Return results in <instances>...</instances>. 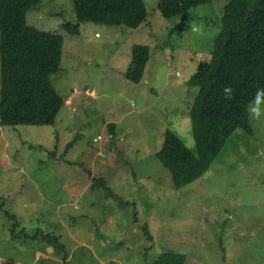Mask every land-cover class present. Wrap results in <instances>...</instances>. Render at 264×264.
Listing matches in <instances>:
<instances>
[{"label":"rangeland","instance_id":"1","mask_svg":"<svg viewBox=\"0 0 264 264\" xmlns=\"http://www.w3.org/2000/svg\"><path fill=\"white\" fill-rule=\"evenodd\" d=\"M144 2L148 17L140 28L86 22L79 36L61 29L77 23L72 0H40L27 12L29 26L62 37L51 82L64 101H75L59 114L68 129L55 125L56 140L51 125L0 126V264H62L43 239L54 228L50 216L63 224L67 264H152L165 252L185 256V264H264V117L248 114L252 134H231L210 169L182 188L156 157L166 129L195 147L189 113L198 89L187 81L210 61L228 0L168 19L160 0ZM136 44L149 46L148 84L131 83L129 65L119 66ZM71 140L67 152L54 143ZM85 152L81 166L104 177L105 187L85 193L81 183V202L67 203V169L87 175L56 164Z\"/></svg>","mask_w":264,"mask_h":264},{"label":"trees","instance_id":"2","mask_svg":"<svg viewBox=\"0 0 264 264\" xmlns=\"http://www.w3.org/2000/svg\"><path fill=\"white\" fill-rule=\"evenodd\" d=\"M211 2L160 0L158 10L168 19ZM39 3L40 0H0V126L52 125L64 105L51 82V76L59 70L63 39L37 30L26 21L27 12ZM72 4L77 23L61 24V29L72 36H79L86 22L137 29L148 17L144 0H72ZM217 25L210 61L201 62L187 81L189 87L198 89L189 113L195 147H189L175 131L166 129L156 152L177 189L210 169L231 134L241 130L252 134L247 108L256 90L264 88V0H228ZM148 62L149 46L134 45L126 79L139 84ZM225 87L233 88L232 100L224 98ZM110 128L114 131V124ZM103 183L95 178L92 187H105ZM142 229L150 240L146 226ZM43 239L61 256L62 264H67L68 255L59 237L45 235ZM185 263V256L165 252L152 264Z\"/></svg>","mask_w":264,"mask_h":264},{"label":"crops","instance_id":"3","mask_svg":"<svg viewBox=\"0 0 264 264\" xmlns=\"http://www.w3.org/2000/svg\"><path fill=\"white\" fill-rule=\"evenodd\" d=\"M142 26V25H141ZM140 26V27H141ZM139 27V28H140ZM126 28V27H124ZM127 30H136V29H130V28H127ZM131 60H132V47L129 46L128 47V50L124 52V57L120 60V64L119 66H123V65H130L131 63ZM148 65V64H147ZM147 71V67L145 69ZM145 80V83L148 84L149 80H146V77L144 76L143 78V81ZM72 101H75V100H72V96H69L68 99H65L64 101V105L62 107L63 110H67L68 111V107H70L72 105ZM61 109V110H62ZM60 110V112H61ZM60 112L58 113L57 117H56V120L54 122V124H52L51 126H53L55 128V134H54V139L56 140V135L58 137V129L55 127V125L59 124L61 125V131H62V124L65 123V118L60 119L59 118V114ZM63 114V113H62ZM64 116L67 115V114H63ZM62 115V116H63ZM62 121V122H61ZM113 124V123H110V125ZM39 126H42V125H39ZM115 124H114V131H111L112 133L115 132ZM37 129H43V128H37ZM68 129V125L65 123V126H64V130L66 131ZM111 129V128H110ZM112 130V129H111ZM101 136V135H100ZM100 141H99V144L101 143V141L104 139V137H101V138H98ZM95 141H98L97 138H94ZM54 142V141H53ZM72 142V140L70 142H67V143H61L60 145V142L59 141H55L54 143H56V145L59 147L63 146V150L64 151H68V149L72 146L70 145ZM40 144V143H39ZM42 145V144H41ZM52 147H55L54 145ZM95 149L97 150V152L99 153H103L105 150H104V145L102 146H96ZM108 149V148H107ZM106 149V150H107ZM160 149V148H159ZM64 151L62 152V154L64 153ZM111 151V150H110ZM248 152V151H246ZM61 154V155H62ZM63 156V155H62ZM85 158H88L89 159V155L87 152L83 153V155L81 154V158L79 160H73V159H67L65 161H63V157L60 156V162H57L54 163V165L56 164L58 168H62L65 169V168H68V167H73L75 169H84V174H86L87 176L84 177V178H81V176L78 175L77 171L78 170H71L69 171L67 169V172H66V175L71 177L69 178V180L71 181L70 183H67L66 181L67 180H62L61 182V185L65 186V190H66V193H67V203H72L73 201L75 202H81V190L78 188V185L79 184H83V185H86V190H85V193L87 191V189L89 188H93L92 185L94 184V180L95 178L97 179H102L104 180V183L103 185L105 184V179L104 177H101V175H99V177L97 175H93L92 172L91 174L87 171V168H86V165H83L81 166V159H84ZM55 167V166H54ZM48 173V172H47ZM46 173V174H47ZM46 174L44 175V177L46 176ZM94 174H97V173H94ZM36 176V173L32 176L34 177ZM99 184V181L97 182ZM50 184V183H49ZM49 184H46L45 182V185L48 186ZM44 186V185H43ZM103 187V186H101ZM95 189V188H93ZM86 199V198H85ZM65 204H58L57 207L59 209H64V206ZM42 207H41V204L36 208V211L37 210H40ZM53 217V218H52ZM50 218H52L54 221H53V226L54 228H50V230L47 229V231L50 233V234H47V235H55V236H58L59 237V241H61V234H62V231L64 229L63 227V224L62 222H60L58 219H59V216H50ZM62 244V243H61ZM64 246V245H63ZM67 262V261H66Z\"/></svg>","mask_w":264,"mask_h":264},{"label":"clouds","instance_id":"4","mask_svg":"<svg viewBox=\"0 0 264 264\" xmlns=\"http://www.w3.org/2000/svg\"><path fill=\"white\" fill-rule=\"evenodd\" d=\"M194 32H199V28H193ZM224 98L227 100L233 99L234 90L232 87H225L223 89ZM247 112L251 119L260 120L264 117V88H258L255 92L251 104L247 108Z\"/></svg>","mask_w":264,"mask_h":264}]
</instances>
